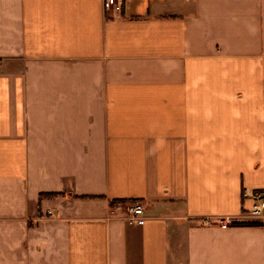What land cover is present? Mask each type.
<instances>
[{
	"label": "crops",
	"instance_id": "0c3cea01",
	"mask_svg": "<svg viewBox=\"0 0 264 264\" xmlns=\"http://www.w3.org/2000/svg\"><path fill=\"white\" fill-rule=\"evenodd\" d=\"M244 190L264 0H0V264H264Z\"/></svg>",
	"mask_w": 264,
	"mask_h": 264
},
{
	"label": "built area",
	"instance_id": "2783aa9c",
	"mask_svg": "<svg viewBox=\"0 0 264 264\" xmlns=\"http://www.w3.org/2000/svg\"><path fill=\"white\" fill-rule=\"evenodd\" d=\"M101 6L104 12L110 13L111 15H120L122 11V0H101ZM244 196H249L256 201V204L253 205L249 210V217L251 218H262L263 210H264V201H262V196L260 193H255L247 195V192L244 190ZM47 215H51V213L47 210ZM125 220L132 223H142L143 222V207L141 204L137 202H129L125 205ZM242 222L241 219L226 216L219 217L210 220L209 218H204L202 220V224L210 225L214 224L220 228H227L230 226H234L235 223Z\"/></svg>",
	"mask_w": 264,
	"mask_h": 264
},
{
	"label": "trees",
	"instance_id": "16d2710c",
	"mask_svg": "<svg viewBox=\"0 0 264 264\" xmlns=\"http://www.w3.org/2000/svg\"><path fill=\"white\" fill-rule=\"evenodd\" d=\"M261 223L260 222H257V221H254V222H238V223H235L234 226H237V225H260Z\"/></svg>",
	"mask_w": 264,
	"mask_h": 264
},
{
	"label": "rangeland",
	"instance_id": "374dc122",
	"mask_svg": "<svg viewBox=\"0 0 264 264\" xmlns=\"http://www.w3.org/2000/svg\"><path fill=\"white\" fill-rule=\"evenodd\" d=\"M47 212V211H46Z\"/></svg>",
	"mask_w": 264,
	"mask_h": 264
}]
</instances>
